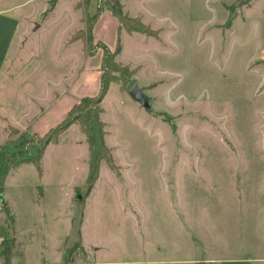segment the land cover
Segmentation results:
<instances>
[{
	"label": "rangeland",
	"instance_id": "374dc122",
	"mask_svg": "<svg viewBox=\"0 0 264 264\" xmlns=\"http://www.w3.org/2000/svg\"><path fill=\"white\" fill-rule=\"evenodd\" d=\"M121 2L156 37L119 33L108 8L86 31L99 0H0V146L9 151L35 156L39 136L81 116L73 107L99 91L105 44L114 50L120 38L128 69L90 135L75 121L41 170L8 173L0 247L13 264H64L70 250L76 263L145 259L177 230L208 222L212 240L238 253L264 243V0ZM103 142L116 169L97 162Z\"/></svg>",
	"mask_w": 264,
	"mask_h": 264
},
{
	"label": "trees",
	"instance_id": "16d2710c",
	"mask_svg": "<svg viewBox=\"0 0 264 264\" xmlns=\"http://www.w3.org/2000/svg\"><path fill=\"white\" fill-rule=\"evenodd\" d=\"M108 8L111 10L112 14L118 19L119 33L125 29L129 32H142L146 33L149 36L152 35L151 27L149 25H144L143 22L139 18H135L130 16L124 10V5L121 0H113L107 1L103 3V0H99V5L97 6V12L94 15H88L85 21V30L89 31L96 24L100 13L103 9ZM90 44V40L88 41V45ZM104 55L102 58V75L100 81V88L96 94L86 95L81 101L74 105L73 110H79L81 113L80 117H76L73 119L66 118L57 126L51 128L46 134L43 136H39L40 143H37V154L35 156H29L28 151L29 148L26 147L25 151H21V153L11 152L5 146H0V188H3L5 184V179L10 172V170L14 167L20 166L23 163H34L38 169H42V159L45 154V151L50 143H57L60 140L62 134H64L69 127L75 122L80 121L81 126L84 132L87 135L91 133V125L94 121L100 120L101 114L104 112L102 107V102L105 96L108 93L111 83L117 82L121 85L123 89H126L125 84L123 83V75L127 76L126 70L128 72L127 67L121 64L119 60H117L118 55L122 51V44L120 38H118L116 48L114 50L110 49L108 45H104ZM125 68V69H124ZM123 71V75H117V72ZM121 73V72H120ZM132 76L133 74L130 73ZM72 110V111H73ZM82 114H84L82 116ZM100 124V123H99ZM102 125V126H101ZM104 124H100L101 132L103 131ZM105 151V153H104ZM109 151L105 147L104 142L99 146V152L97 154V162L100 163V160L106 159L110 166L113 169L117 168V165L114 163V159ZM96 165V168L92 174L91 183L89 185V190H91L99 175L100 167ZM70 252V253H69ZM68 253V257H66V263L75 262L74 257L71 256L72 250ZM4 257L6 258V262L9 261L10 252L5 251L3 249Z\"/></svg>",
	"mask_w": 264,
	"mask_h": 264
},
{
	"label": "crops",
	"instance_id": "0c3cea01",
	"mask_svg": "<svg viewBox=\"0 0 264 264\" xmlns=\"http://www.w3.org/2000/svg\"><path fill=\"white\" fill-rule=\"evenodd\" d=\"M118 26H119V22H118ZM23 164H27V163H23ZM198 168L200 169L201 165H199ZM196 218L198 222L201 219L200 215L196 216ZM200 227L201 225L197 224V226L193 228L192 232H189L187 234L184 233L182 228L179 229V231L177 230V232H175L176 233L175 241H170V240L167 241L166 248L164 246H158L157 244H155L153 247L156 249L158 253H156L155 255L151 251H147V257L145 259L136 258L131 261L128 260L106 261V262L101 261L97 263L99 264H264L263 241L255 239L254 242L249 243L248 244L249 246L246 247V249L250 250L248 253H241V252L238 253L236 251H239L240 249L244 248L241 245L236 246V244L229 243L230 241L224 243L222 241L212 240V236L209 235L208 230H214V229L211 228V224L209 222L206 225H202L205 234L203 231L198 230V228ZM217 227L221 229L222 224H217ZM215 234L216 231H214L213 235L215 236ZM5 263L13 264V256L9 259L8 262H6V258H5ZM74 263L85 264L84 262L81 263L65 262L64 264H74Z\"/></svg>",
	"mask_w": 264,
	"mask_h": 264
},
{
	"label": "water",
	"instance_id": "95a60500",
	"mask_svg": "<svg viewBox=\"0 0 264 264\" xmlns=\"http://www.w3.org/2000/svg\"><path fill=\"white\" fill-rule=\"evenodd\" d=\"M130 93L135 99L141 101L145 106L147 105V107H150V99L141 87L134 85L130 90ZM0 203H6V199L2 193H0Z\"/></svg>",
	"mask_w": 264,
	"mask_h": 264
},
{
	"label": "built area",
	"instance_id": "2783aa9c",
	"mask_svg": "<svg viewBox=\"0 0 264 264\" xmlns=\"http://www.w3.org/2000/svg\"><path fill=\"white\" fill-rule=\"evenodd\" d=\"M0 264H6L3 249L1 247H0Z\"/></svg>",
	"mask_w": 264,
	"mask_h": 264
}]
</instances>
